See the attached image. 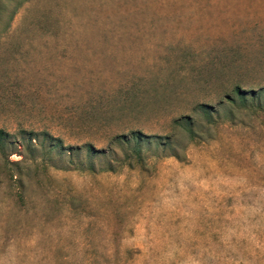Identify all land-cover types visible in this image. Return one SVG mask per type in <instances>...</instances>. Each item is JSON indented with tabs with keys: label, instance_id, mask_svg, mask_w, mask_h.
<instances>
[{
	"label": "rangeland",
	"instance_id": "obj_1",
	"mask_svg": "<svg viewBox=\"0 0 264 264\" xmlns=\"http://www.w3.org/2000/svg\"><path fill=\"white\" fill-rule=\"evenodd\" d=\"M0 131V264H264V0H0Z\"/></svg>",
	"mask_w": 264,
	"mask_h": 264
},
{
	"label": "trees",
	"instance_id": "obj_2",
	"mask_svg": "<svg viewBox=\"0 0 264 264\" xmlns=\"http://www.w3.org/2000/svg\"><path fill=\"white\" fill-rule=\"evenodd\" d=\"M4 136V132L3 131H0V138H2ZM135 136V135H134ZM85 148L87 149V150H92V148L90 147V145H87V146H85ZM11 178H13V176L11 175L10 176Z\"/></svg>",
	"mask_w": 264,
	"mask_h": 264
}]
</instances>
